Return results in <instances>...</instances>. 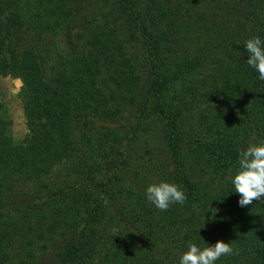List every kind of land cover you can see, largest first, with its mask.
I'll return each instance as SVG.
<instances>
[{"label": "trees", "instance_id": "1", "mask_svg": "<svg viewBox=\"0 0 264 264\" xmlns=\"http://www.w3.org/2000/svg\"><path fill=\"white\" fill-rule=\"evenodd\" d=\"M253 36L264 0H0L26 126L14 142L0 101V264H180L217 240L215 264H264V198L231 182L264 141ZM161 180L183 205L147 200Z\"/></svg>", "mask_w": 264, "mask_h": 264}, {"label": "clouds", "instance_id": "2", "mask_svg": "<svg viewBox=\"0 0 264 264\" xmlns=\"http://www.w3.org/2000/svg\"><path fill=\"white\" fill-rule=\"evenodd\" d=\"M245 49L248 53L247 64L259 73V79L264 80V42L259 36H253L247 39ZM231 182L241 196V206L264 198V141L250 143L240 152L238 168ZM146 198L160 211H167L172 204L183 205L187 199L179 185L167 180L149 184ZM233 254V247L223 240L203 248L196 243H189L187 251L180 258V264H215L222 256Z\"/></svg>", "mask_w": 264, "mask_h": 264}, {"label": "rangeland", "instance_id": "3", "mask_svg": "<svg viewBox=\"0 0 264 264\" xmlns=\"http://www.w3.org/2000/svg\"><path fill=\"white\" fill-rule=\"evenodd\" d=\"M211 9V6H208ZM196 11V2L192 9ZM60 38V37H59ZM57 38V40L59 39ZM58 44H63L61 39ZM67 44V43H66ZM65 46V45H64ZM69 47L68 45H66ZM20 80L14 75L0 76V101L3 104V117L9 120L7 131L14 142H18L26 133L25 121L22 113L21 101L18 97ZM210 163L207 166L206 173L202 176V181L206 182L207 178H212L214 173L209 171L210 168L216 167L213 160L210 158ZM230 176V174H227ZM215 180V179H214ZM216 182V180H215ZM90 264H97L96 261Z\"/></svg>", "mask_w": 264, "mask_h": 264}]
</instances>
